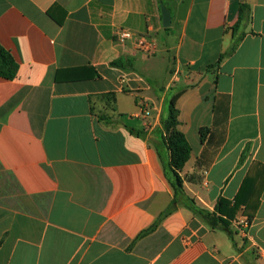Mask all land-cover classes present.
Returning a JSON list of instances; mask_svg holds the SVG:
<instances>
[{
	"label": "crops",
	"instance_id": "0c3cea01",
	"mask_svg": "<svg viewBox=\"0 0 264 264\" xmlns=\"http://www.w3.org/2000/svg\"><path fill=\"white\" fill-rule=\"evenodd\" d=\"M0 45V264H264V0H0ZM177 94L184 192L229 233L164 215Z\"/></svg>",
	"mask_w": 264,
	"mask_h": 264
},
{
	"label": "trees",
	"instance_id": "16d2710c",
	"mask_svg": "<svg viewBox=\"0 0 264 264\" xmlns=\"http://www.w3.org/2000/svg\"><path fill=\"white\" fill-rule=\"evenodd\" d=\"M222 58L223 55L220 56L218 62ZM121 63L122 61L118 60L114 64L120 65ZM17 70L18 66L12 55L0 45V77L11 80L16 76ZM178 95L179 94L175 95L169 101L165 113L160 118L161 133L159 140L155 143L165 174L174 190V198L164 215L170 213L177 204L176 195L181 192L183 182L179 172L188 161L191 151L190 145L184 135L177 129L179 124L177 119L178 110L176 109ZM204 131H206V128L200 129L202 140L204 137ZM162 149L167 154L166 158L163 156ZM224 204L223 200H219L212 212L197 207L191 200H188L187 203L183 205L192 210L194 214H197L204 219L212 228H218L229 233L228 223L220 216ZM153 226H155V224Z\"/></svg>",
	"mask_w": 264,
	"mask_h": 264
},
{
	"label": "built area",
	"instance_id": "2783aa9c",
	"mask_svg": "<svg viewBox=\"0 0 264 264\" xmlns=\"http://www.w3.org/2000/svg\"><path fill=\"white\" fill-rule=\"evenodd\" d=\"M116 36L120 39V40H127V39H131L132 38V33L126 30H119L116 33ZM137 47L139 50H141L142 52H144L147 55H152L155 52V46L147 41L144 38H139L137 40ZM121 81L124 82V78H121ZM140 107V114L139 116L142 118H147L150 114L149 109L147 107H145L142 103L139 104ZM238 226H240V228H245L248 226V220L246 218L241 219L238 221Z\"/></svg>",
	"mask_w": 264,
	"mask_h": 264
},
{
	"label": "rangeland",
	"instance_id": "374dc122",
	"mask_svg": "<svg viewBox=\"0 0 264 264\" xmlns=\"http://www.w3.org/2000/svg\"><path fill=\"white\" fill-rule=\"evenodd\" d=\"M159 42V41H158ZM157 56L158 57H160L161 56V54L160 53H158L157 54ZM159 61H160V63H161V59H158ZM162 66L161 65H159V70H158V72L155 74V77H157V80L159 81V82H161V83H163L164 82V70H160V68H161ZM143 104V103H142ZM144 105V104H143ZM145 107H146V105H144ZM163 150V149H162ZM162 153H163V156H164V158H166L167 157V154H166V152L163 150L162 151ZM188 200H191L195 205H196V202L194 201V199L193 198H191V197H189L188 195H186V193L184 192V189H183V182H182V190H181V192H179V193H177V195H176V201H177V204L178 203H180V204H185V203H187V201ZM197 207H199L198 205H196ZM199 208H201V207H199ZM203 209V208H202ZM206 210V209H205ZM208 211V210H207Z\"/></svg>",
	"mask_w": 264,
	"mask_h": 264
},
{
	"label": "water",
	"instance_id": "95a60500",
	"mask_svg": "<svg viewBox=\"0 0 264 264\" xmlns=\"http://www.w3.org/2000/svg\"><path fill=\"white\" fill-rule=\"evenodd\" d=\"M160 9L162 15V26L164 28H168L170 27V13L163 5H161Z\"/></svg>",
	"mask_w": 264,
	"mask_h": 264
}]
</instances>
